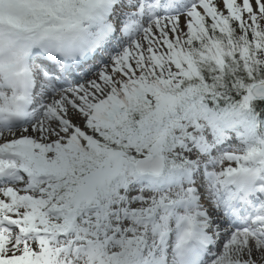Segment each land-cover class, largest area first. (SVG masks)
Wrapping results in <instances>:
<instances>
[{"label": "snow or ice", "instance_id": "snow-or-ice-1", "mask_svg": "<svg viewBox=\"0 0 264 264\" xmlns=\"http://www.w3.org/2000/svg\"><path fill=\"white\" fill-rule=\"evenodd\" d=\"M0 264H264V0H0Z\"/></svg>", "mask_w": 264, "mask_h": 264}]
</instances>
